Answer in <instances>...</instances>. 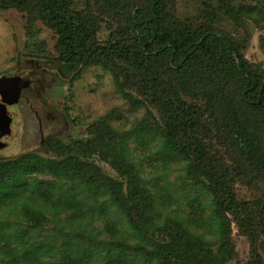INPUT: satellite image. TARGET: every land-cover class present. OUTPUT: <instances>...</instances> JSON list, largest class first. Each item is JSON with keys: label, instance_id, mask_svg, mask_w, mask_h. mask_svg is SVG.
Returning <instances> with one entry per match:
<instances>
[{"label": "trees", "instance_id": "1", "mask_svg": "<svg viewBox=\"0 0 264 264\" xmlns=\"http://www.w3.org/2000/svg\"><path fill=\"white\" fill-rule=\"evenodd\" d=\"M229 1L191 19L177 0H0L28 33L54 32L63 73L100 67L143 112L129 129L112 111L80 138L48 137L43 154L0 159V264H230L234 227L247 264H264V68L246 57L247 36L220 26L264 30V1ZM139 145L182 165L192 216L160 208Z\"/></svg>", "mask_w": 264, "mask_h": 264}, {"label": "rangeland", "instance_id": "2", "mask_svg": "<svg viewBox=\"0 0 264 264\" xmlns=\"http://www.w3.org/2000/svg\"><path fill=\"white\" fill-rule=\"evenodd\" d=\"M242 1L252 4L256 2L234 0V3ZM218 2L219 0H177V11L182 18H202V11L219 8ZM226 4L230 5V1L227 0ZM220 17L225 16L221 14ZM24 24L25 19L21 12L15 9L0 10V79L29 77V69L35 62L53 65L55 72H58L57 68L61 70L55 53L57 38L54 32L40 23L38 31V28H34L28 33ZM220 26L239 36H247L246 57L264 68V49L260 40V34L264 30H260V27L249 20L236 23L228 19ZM61 77L63 79L56 81L49 89L42 87L38 90V86L34 85L33 91L28 94L43 118L45 136L53 135L66 141L80 138L87 133V125L90 122L112 111L121 114L120 119L114 120V125L129 129L143 114L142 111L132 110L129 103L116 91L112 75L100 67L84 69L76 78L65 73ZM18 106L12 109L8 107L13 116V123L11 133L2 139L5 146L0 148V159L14 158L28 151L47 152L40 143L32 118L22 111L23 103L20 102ZM130 143L131 148L137 145L133 138ZM135 155L143 166V176L152 192L156 194L160 208L175 210L172 214L178 216H192V207H196L192 197L198 194L183 181L182 165L173 158L165 159L164 154L160 153L155 145L150 148H142V145H139ZM105 168L117 177L115 170L108 166ZM237 192L240 198L246 199L254 194L253 189L241 183H238ZM204 200L207 201V198ZM205 208L206 213H209L206 206ZM102 222L100 219L98 223ZM233 242L238 257L230 264H247L249 242L238 233L236 227L233 230Z\"/></svg>", "mask_w": 264, "mask_h": 264}, {"label": "water", "instance_id": "3", "mask_svg": "<svg viewBox=\"0 0 264 264\" xmlns=\"http://www.w3.org/2000/svg\"><path fill=\"white\" fill-rule=\"evenodd\" d=\"M38 85V79L30 75L29 77L16 76L12 78H2L0 79V122L2 123V131L0 136L4 137L11 133V125L13 123V116L8 111L10 109L19 107L18 105L23 103V112L31 117L35 128L37 130V135L41 138L44 136V123L43 118L38 109L33 102V100L28 95L30 91H33V86ZM32 95V94H30ZM5 144L0 141V148L4 147Z\"/></svg>", "mask_w": 264, "mask_h": 264}, {"label": "flooded vegetation", "instance_id": "4", "mask_svg": "<svg viewBox=\"0 0 264 264\" xmlns=\"http://www.w3.org/2000/svg\"><path fill=\"white\" fill-rule=\"evenodd\" d=\"M53 65H49V64H46V63H36L32 66L30 70L31 72V75L33 77H36L38 79V90L39 88H48L49 87L51 88L53 85H55L56 81L60 80V79H63L61 77V75L63 74V72L61 71L62 70V66H61V70L60 68H57V71L58 72H55L54 69H53ZM61 73V74H60ZM5 88L4 87H0V89H3ZM1 129H0V133H1ZM52 135H48V136H42L40 138V143L45 145V141L47 140L48 137H50ZM4 137L0 136V141L1 139H3Z\"/></svg>", "mask_w": 264, "mask_h": 264}, {"label": "bare ground", "instance_id": "5", "mask_svg": "<svg viewBox=\"0 0 264 264\" xmlns=\"http://www.w3.org/2000/svg\"><path fill=\"white\" fill-rule=\"evenodd\" d=\"M3 126H2V123L0 122V128H2Z\"/></svg>", "mask_w": 264, "mask_h": 264}]
</instances>
